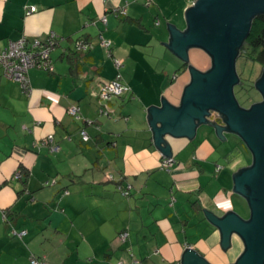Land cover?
<instances>
[{"label": "crops", "instance_id": "0c3cea01", "mask_svg": "<svg viewBox=\"0 0 264 264\" xmlns=\"http://www.w3.org/2000/svg\"><path fill=\"white\" fill-rule=\"evenodd\" d=\"M122 6L126 15H117ZM188 8V0H0V48L22 36L57 37L53 72L29 69V93L0 67V264H29L31 255L46 264H181L186 248L209 264L241 255L240 236L231 233L223 249L204 209L246 219L234 177L252 163L250 150L231 132L222 141L200 126L192 141L163 136L175 161L165 169L149 123V108L162 99L180 104L189 65L211 66L200 48L188 50V65L160 43H169L170 26L186 28ZM77 39L92 47L75 53ZM117 72L129 92L100 102L99 84ZM72 105L79 119L68 113ZM50 134L58 150L46 141ZM19 166L29 172L26 183L14 177Z\"/></svg>", "mask_w": 264, "mask_h": 264}, {"label": "water", "instance_id": "95a60500", "mask_svg": "<svg viewBox=\"0 0 264 264\" xmlns=\"http://www.w3.org/2000/svg\"><path fill=\"white\" fill-rule=\"evenodd\" d=\"M264 14V0H196L186 11V28H169L170 51L189 65L188 50L197 47L211 58V66L200 71L189 65L190 82L178 106L162 99L160 107L149 108V123L154 144L171 156L163 136L193 140L196 129L211 126L223 141V132L237 135L250 150L252 163L234 177V191L249 207L246 219L233 211L218 218L204 209L206 217L220 229L223 249L231 233L240 236L244 250L232 264H264V68L254 87L262 100L248 108L239 105L234 86L239 83L235 69L238 48L247 36L253 16ZM211 112L222 117V124L210 121ZM160 124L157 126V124ZM181 264H209L193 249L186 248Z\"/></svg>", "mask_w": 264, "mask_h": 264}, {"label": "built area", "instance_id": "2783aa9c", "mask_svg": "<svg viewBox=\"0 0 264 264\" xmlns=\"http://www.w3.org/2000/svg\"><path fill=\"white\" fill-rule=\"evenodd\" d=\"M190 5H193L196 0H189ZM36 6H30L26 9V14H30L36 11ZM117 15H126V7H118L114 9ZM57 42V37L54 33L49 32L45 39L34 38L31 41L26 36H22L16 40H9L5 47L0 48V67L3 75L12 81H15L20 86L24 93L30 92V82L28 71L31 68H38L45 70L49 73L53 72V63L50 58V51L53 49ZM102 44L107 47L110 45L109 42H103ZM92 47L90 42L83 39H77L75 41V50L85 51ZM114 65L118 70L122 62L119 59L114 58ZM129 92V87L125 82L122 81L121 74L117 72L111 79L101 82L98 86L97 97L100 102L107 103L115 97L122 96ZM101 113H108V110L100 107ZM68 113L75 119H79V109L76 105H72L68 108ZM80 135L83 141L89 139L88 134L85 130L80 131ZM46 140L51 143L52 150H58L59 145L53 142V136L50 134L46 137ZM174 159L170 157H163L160 161L162 168L168 169L173 163ZM219 165L216 166L218 170ZM14 177H20L19 172H16ZM20 235V234H19ZM127 231L123 230L118 233L120 241H125ZM29 264H46L44 259H39L33 255L29 257ZM116 264H122L118 262Z\"/></svg>", "mask_w": 264, "mask_h": 264}, {"label": "rangeland", "instance_id": "374dc122", "mask_svg": "<svg viewBox=\"0 0 264 264\" xmlns=\"http://www.w3.org/2000/svg\"><path fill=\"white\" fill-rule=\"evenodd\" d=\"M188 3L190 5V1L188 0ZM263 65L258 63L255 60H251L249 58L245 57H237L235 61V69L236 72L241 79V87L234 86V95L237 99L239 105L243 108L250 107L253 103L259 102L262 100V96L259 91L256 90L254 87V83L258 76L260 75L262 71ZM172 73V71H171ZM251 160L249 155V161ZM110 175L114 174L109 171ZM52 182V181H51ZM246 203V202H245ZM246 205V204H245ZM247 206V205H246ZM241 213L246 218L249 216L247 207H243ZM36 242V241H35ZM21 249H25L24 246H20ZM31 251L35 252V254H38V245L31 246ZM16 256V255H15ZM8 259H10V256H7Z\"/></svg>", "mask_w": 264, "mask_h": 264}, {"label": "trees", "instance_id": "16d2710c", "mask_svg": "<svg viewBox=\"0 0 264 264\" xmlns=\"http://www.w3.org/2000/svg\"><path fill=\"white\" fill-rule=\"evenodd\" d=\"M237 51H238L237 57H245L251 60H255L261 65H263V68H264V14L263 13H259L252 17L249 32L247 36L244 38L242 44L240 45ZM74 52L83 53L79 50H75ZM263 68H262V71H263ZM262 71L260 75L258 76V78L261 76ZM258 78L256 79V81L258 80ZM241 84H242L241 79L239 78V83L236 86L240 88ZM19 174H20V177H18V179H23L22 182L26 183L28 176H29V172L19 166ZM116 183L117 185H119V188L121 187L120 189L123 194L125 195L129 194L130 187L122 186L120 180H116ZM6 215H7V212L5 211L4 216ZM142 262H145V264H148V261L146 260H142Z\"/></svg>", "mask_w": 264, "mask_h": 264}, {"label": "flooded vegetation", "instance_id": "af4514ba", "mask_svg": "<svg viewBox=\"0 0 264 264\" xmlns=\"http://www.w3.org/2000/svg\"><path fill=\"white\" fill-rule=\"evenodd\" d=\"M209 118L214 119V121H218V119H219V120H222V117H220V116H219L217 113H215V112H211V115H210Z\"/></svg>", "mask_w": 264, "mask_h": 264}]
</instances>
